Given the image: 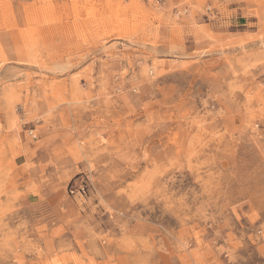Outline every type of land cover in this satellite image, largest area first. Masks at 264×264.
<instances>
[{
	"label": "rangeland",
	"instance_id": "obj_1",
	"mask_svg": "<svg viewBox=\"0 0 264 264\" xmlns=\"http://www.w3.org/2000/svg\"><path fill=\"white\" fill-rule=\"evenodd\" d=\"M0 264H264V0H0Z\"/></svg>",
	"mask_w": 264,
	"mask_h": 264
}]
</instances>
